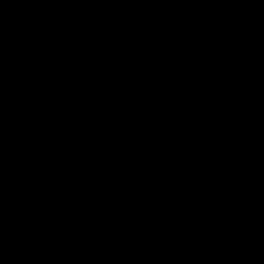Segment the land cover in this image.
<instances>
[{
  "label": "water",
  "instance_id": "95a60500",
  "mask_svg": "<svg viewBox=\"0 0 264 264\" xmlns=\"http://www.w3.org/2000/svg\"><path fill=\"white\" fill-rule=\"evenodd\" d=\"M0 264H264V0H0Z\"/></svg>",
  "mask_w": 264,
  "mask_h": 264
}]
</instances>
